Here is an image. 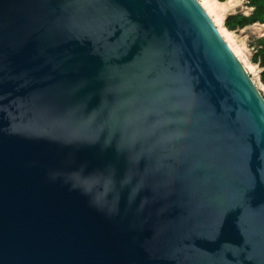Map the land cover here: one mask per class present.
<instances>
[{
  "label": "water",
  "instance_id": "95a60500",
  "mask_svg": "<svg viewBox=\"0 0 264 264\" xmlns=\"http://www.w3.org/2000/svg\"><path fill=\"white\" fill-rule=\"evenodd\" d=\"M0 264H264V97L197 0H0Z\"/></svg>",
  "mask_w": 264,
  "mask_h": 264
},
{
  "label": "rangeland",
  "instance_id": "374dc122",
  "mask_svg": "<svg viewBox=\"0 0 264 264\" xmlns=\"http://www.w3.org/2000/svg\"><path fill=\"white\" fill-rule=\"evenodd\" d=\"M207 1L213 5L214 13L211 15L212 19L218 17L219 19L224 20V18L230 14L242 13L243 15H248V13L250 12V9L246 5V0H227L222 3L218 2V0ZM215 2H217L218 4H216ZM229 33L232 39V41L229 42V45L235 51L239 61H241L244 65H251L253 67V71L249 76L255 83L261 95L264 97V85L259 81L260 69L251 62V56L254 51L253 49L255 42L259 38L264 37V25L255 24L246 27L245 29L236 33Z\"/></svg>",
  "mask_w": 264,
  "mask_h": 264
},
{
  "label": "trees",
  "instance_id": "16d2710c",
  "mask_svg": "<svg viewBox=\"0 0 264 264\" xmlns=\"http://www.w3.org/2000/svg\"><path fill=\"white\" fill-rule=\"evenodd\" d=\"M225 1L218 0L221 3ZM246 5L250 9L248 15L235 13L224 18L226 30L236 33L255 24L264 25V0H246ZM253 50L251 62L260 69L259 81L264 85V37L255 42Z\"/></svg>",
  "mask_w": 264,
  "mask_h": 264
},
{
  "label": "bare ground",
  "instance_id": "6f19581e",
  "mask_svg": "<svg viewBox=\"0 0 264 264\" xmlns=\"http://www.w3.org/2000/svg\"><path fill=\"white\" fill-rule=\"evenodd\" d=\"M197 1L200 3L201 7L204 9V11L207 13V15L210 17L211 21L213 22V24L215 25V27L217 28L218 32L220 33L222 38L225 40V42L227 43V45L229 46L231 51L237 57L235 51L229 45V42H231L232 39L230 37V33L227 30H225V28L223 27V20L219 19L218 17H215L214 19L211 18V15L214 13L213 12V5L210 4L207 0H197ZM215 3L218 4L217 2H215ZM241 64L243 65V67L246 70V72L249 75H251V73L253 71V67L251 65H244L242 62H241Z\"/></svg>",
  "mask_w": 264,
  "mask_h": 264
}]
</instances>
